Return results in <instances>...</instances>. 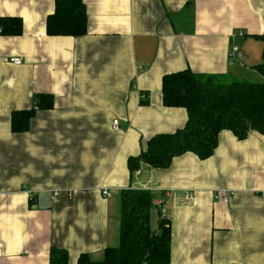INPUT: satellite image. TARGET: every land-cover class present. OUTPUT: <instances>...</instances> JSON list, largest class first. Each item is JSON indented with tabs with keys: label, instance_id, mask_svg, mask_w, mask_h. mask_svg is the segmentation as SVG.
<instances>
[{
	"label": "crops",
	"instance_id": "crops-1",
	"mask_svg": "<svg viewBox=\"0 0 264 264\" xmlns=\"http://www.w3.org/2000/svg\"><path fill=\"white\" fill-rule=\"evenodd\" d=\"M54 1L0 0V17L23 23L20 36H0V264H49L51 248L67 264L100 261L118 244L127 189L152 193V230L165 206L170 264H264V134L221 131L205 160L127 168L149 138L186 123L185 109L162 104L164 75L264 82L254 69L264 0H83L87 34L76 38L46 34ZM41 95L51 109H37ZM30 109L28 130L11 132V112ZM221 189L232 192L226 205Z\"/></svg>",
	"mask_w": 264,
	"mask_h": 264
},
{
	"label": "trees",
	"instance_id": "trees-1",
	"mask_svg": "<svg viewBox=\"0 0 264 264\" xmlns=\"http://www.w3.org/2000/svg\"><path fill=\"white\" fill-rule=\"evenodd\" d=\"M22 27L19 17H0V36H20ZM45 31L48 36L76 38L86 35L87 11L83 0H55L54 11L46 18ZM254 37L263 42L262 62L254 69L264 79V36ZM36 98L38 110L53 107L51 96ZM161 100L164 107L185 109L186 123L173 133L149 138L137 156L127 159L130 175L141 163L165 169L175 157L185 153L205 160L216 149L221 131L231 132L238 140L246 139L251 132L264 134V82L200 75L185 69L162 77ZM34 115L35 109L11 112V132L27 131ZM152 208L150 191H121L117 246L105 248L100 261L80 255L78 264H170L169 223L159 219L158 229L152 230L149 224ZM67 260L66 251L50 249L49 264H67Z\"/></svg>",
	"mask_w": 264,
	"mask_h": 264
},
{
	"label": "built area",
	"instance_id": "built-area-1",
	"mask_svg": "<svg viewBox=\"0 0 264 264\" xmlns=\"http://www.w3.org/2000/svg\"><path fill=\"white\" fill-rule=\"evenodd\" d=\"M240 36L242 35L241 33L239 34ZM237 50L236 47H234L230 53V56H233L234 52ZM9 63L15 65V66H19L21 64V60L17 57H11L9 58ZM144 97V96H143ZM117 124L118 121L114 120L112 122V127L114 130H117ZM103 195L106 196H110L107 191H103ZM232 195L231 191H227L225 189H221L217 192L214 193V198L219 201L220 203L226 205L229 202V197ZM259 195L264 198V190L259 191ZM192 199V196L189 197V200ZM160 217L161 219H163L164 221H166L167 223H169L170 221V217L166 214V210H165V206H162L160 209Z\"/></svg>",
	"mask_w": 264,
	"mask_h": 264
},
{
	"label": "rangeland",
	"instance_id": "rangeland-1",
	"mask_svg": "<svg viewBox=\"0 0 264 264\" xmlns=\"http://www.w3.org/2000/svg\"><path fill=\"white\" fill-rule=\"evenodd\" d=\"M151 215V212H150ZM156 219V211H152V215H151V224L153 225V221Z\"/></svg>",
	"mask_w": 264,
	"mask_h": 264
}]
</instances>
